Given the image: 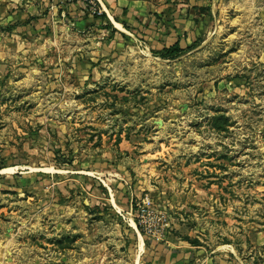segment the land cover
I'll return each instance as SVG.
<instances>
[{
    "label": "rangeland",
    "instance_id": "374dc122",
    "mask_svg": "<svg viewBox=\"0 0 264 264\" xmlns=\"http://www.w3.org/2000/svg\"><path fill=\"white\" fill-rule=\"evenodd\" d=\"M0 264H264V0H0Z\"/></svg>",
    "mask_w": 264,
    "mask_h": 264
},
{
    "label": "built area",
    "instance_id": "2783aa9c",
    "mask_svg": "<svg viewBox=\"0 0 264 264\" xmlns=\"http://www.w3.org/2000/svg\"><path fill=\"white\" fill-rule=\"evenodd\" d=\"M136 207L139 209V212L141 213L142 216L143 214H145V216L147 217L154 215V210L151 207V201L149 199H145L140 206H136ZM141 209L144 211V213L141 212ZM159 220L165 221V218L160 217Z\"/></svg>",
    "mask_w": 264,
    "mask_h": 264
},
{
    "label": "trees",
    "instance_id": "16d2710c",
    "mask_svg": "<svg viewBox=\"0 0 264 264\" xmlns=\"http://www.w3.org/2000/svg\"><path fill=\"white\" fill-rule=\"evenodd\" d=\"M101 18H104V16H102ZM171 52H172V54H176V53H178L179 52V49L178 48H172V50H171Z\"/></svg>",
    "mask_w": 264,
    "mask_h": 264
}]
</instances>
